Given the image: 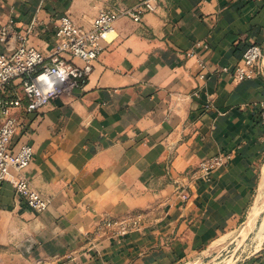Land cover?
<instances>
[{
    "label": "crops",
    "instance_id": "1",
    "mask_svg": "<svg viewBox=\"0 0 264 264\" xmlns=\"http://www.w3.org/2000/svg\"><path fill=\"white\" fill-rule=\"evenodd\" d=\"M139 1L0 0V22L34 21L27 45L48 53L61 16L88 28L99 10ZM250 44L264 49V0H158L140 22H114L80 88L13 109L11 145L33 157L12 175L51 204L36 213L2 182L0 264H181L232 233L264 176V54L253 79L230 74ZM221 153L227 163L198 178V162ZM134 213L139 231L101 226ZM242 264H264V252Z\"/></svg>",
    "mask_w": 264,
    "mask_h": 264
},
{
    "label": "built area",
    "instance_id": "2",
    "mask_svg": "<svg viewBox=\"0 0 264 264\" xmlns=\"http://www.w3.org/2000/svg\"><path fill=\"white\" fill-rule=\"evenodd\" d=\"M157 6L158 0H140L122 11L102 9L88 28L77 25L68 15H63L55 29V44L48 53L27 45L34 21L22 29L17 28L10 17L0 22V45L4 47V50H0V186L2 182L10 181L15 193L34 212L46 211L51 199L34 189L24 177L12 175V171L20 172L30 164L33 149L25 143L11 145L19 125L11 111L24 108L26 112H35L62 94L80 88L91 73L93 63L102 51L101 42L112 31L114 22L120 17L140 22L144 14L155 12ZM263 54L261 45H248L238 64L230 71L233 81L253 79L260 72ZM186 55L192 57L194 53L188 52ZM198 66L201 71L198 78L204 79L206 65L198 61ZM16 82L20 92L14 87ZM259 109L260 120L264 123V96L259 102ZM229 158V154L221 153L201 159L197 164L196 176L207 179ZM180 197L182 200L188 199L184 187L180 188ZM143 225L144 220L139 213L101 221V226L108 230L111 237L139 231Z\"/></svg>",
    "mask_w": 264,
    "mask_h": 264
},
{
    "label": "rangeland",
    "instance_id": "3",
    "mask_svg": "<svg viewBox=\"0 0 264 264\" xmlns=\"http://www.w3.org/2000/svg\"><path fill=\"white\" fill-rule=\"evenodd\" d=\"M259 194L261 195L258 203V207H261L260 212L250 224H247V227L246 223L250 214L249 216L247 214L243 222L232 233L208 246L196 257L181 264H242L257 256L258 253L264 252V237L259 241L256 235L264 214V176L255 193L254 204Z\"/></svg>",
    "mask_w": 264,
    "mask_h": 264
},
{
    "label": "bare ground",
    "instance_id": "4",
    "mask_svg": "<svg viewBox=\"0 0 264 264\" xmlns=\"http://www.w3.org/2000/svg\"><path fill=\"white\" fill-rule=\"evenodd\" d=\"M264 170V169H263ZM264 172V171H263ZM260 194H261V192H260ZM258 195V197H257V199H256V201H255V204H254V206L251 208V212H250V216H249V219H248V221H247V223H246V227H247V224H250L254 219H255V217L256 216H258V213L260 212V208L258 207V203H259V201H260V196L261 195ZM263 196V195H262ZM263 205V204H262ZM261 218V217H260ZM252 225H253V223H252ZM244 227V226H243ZM250 227H252L251 225H250ZM240 229V228H239ZM246 235V234H245ZM256 235H257V238H258V240L259 241H261L262 240V238L264 237V214H263V216H262V218H261V222H260V225H259V227H258V232H256Z\"/></svg>",
    "mask_w": 264,
    "mask_h": 264
}]
</instances>
